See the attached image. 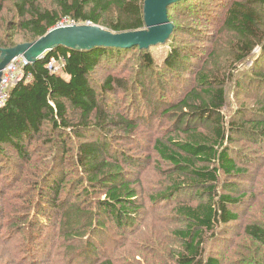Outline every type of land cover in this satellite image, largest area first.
Wrapping results in <instances>:
<instances>
[{"label": "rangeland", "instance_id": "1", "mask_svg": "<svg viewBox=\"0 0 264 264\" xmlns=\"http://www.w3.org/2000/svg\"><path fill=\"white\" fill-rule=\"evenodd\" d=\"M233 1L191 0L176 5L169 17L177 30L165 45L147 52L155 61L150 70L143 71L141 67L146 53L132 49L123 54L121 62L100 66L93 72L91 84L101 107L112 121L123 116L132 129L118 123L107 125L103 131L80 129L75 131L76 135H70L65 147L59 145L61 153L56 155L50 139L55 140L58 135L44 128L41 142L29 147L28 158L11 156L4 174L0 173V264H95L104 260L113 264H178L183 242L176 232L187 227L176 208L200 200L195 191L184 189L168 200L162 197L153 201L169 192L176 177L175 170L156 153L157 141L186 138L181 132L186 129V121L184 117L180 118L182 122L177 121L179 115L174 107L195 89L196 74L204 70H217L218 83L225 82L227 97L222 113L229 124L239 123L241 114L252 119V110L264 97L263 81L254 79L264 71L262 51L257 49L251 60L236 67L227 61L222 50L224 39L221 40L219 31ZM41 3L53 7V0ZM8 6L0 16L4 34L19 21L16 9ZM74 24L88 23L64 20L58 27ZM23 36L20 33L19 38ZM214 50L215 56L209 58ZM171 51L180 54L181 59H190L170 70L163 62ZM110 75L120 83L107 91ZM250 79L256 81L248 84ZM70 116L74 124L79 123V111L70 109ZM91 122L94 124V119ZM194 122L192 118L189 123ZM99 135L112 149L133 160L124 163L110 155L108 160L121 167L126 182L136 192L134 201L139 211L129 228H121L101 214L108 189L90 181L83 166L81 171L80 147L95 143ZM241 136L234 135L228 147L246 173L221 176L218 185L219 192L245 196L236 209L239 221L209 233L203 251L206 261L217 259L220 264H264V244L244 232L247 224L264 228V141L258 143ZM55 181L59 186L56 192L52 190ZM81 212L85 215L75 235L68 233L67 228L64 234L63 224ZM91 243L95 250L88 253Z\"/></svg>", "mask_w": 264, "mask_h": 264}, {"label": "trees", "instance_id": "2", "mask_svg": "<svg viewBox=\"0 0 264 264\" xmlns=\"http://www.w3.org/2000/svg\"><path fill=\"white\" fill-rule=\"evenodd\" d=\"M190 1L174 4L169 12L176 5H185ZM145 2L146 0H53V7L48 8L42 6L41 0H0V16L9 4L19 14V21L10 25L6 34L1 32L4 28H0V59L2 50L33 43L45 37L64 20L77 24L89 22L118 35L144 31ZM176 30L175 26L170 38ZM20 33L25 35L22 39L19 38ZM219 35L221 40L224 39L222 50L225 58L236 67L251 60L257 49L264 55V0L233 1L227 7ZM152 48L141 50L138 47H99L86 50L79 46L65 45L55 47L29 64L26 69L32 74V78L11 88L6 101L0 105V173L4 174L11 156L28 158L31 153L29 147L35 142H41L45 134L44 128L58 135L55 140L50 139L56 155L61 153L59 145L65 147L70 135H76L80 129L95 128L103 131L111 123L125 125L127 130L132 129L123 116H119V121H112V117L101 107L95 86L91 84V76L100 66L121 62L123 54L132 49L146 53L141 67L143 71L150 70L155 61L147 52ZM180 56L171 51L163 64L173 70L178 64L190 59L187 56H182L184 58L181 59ZM214 56L215 50L209 58ZM52 60L61 67L60 73L49 69ZM262 63L261 61L260 64ZM218 74L217 70L213 73L204 70L196 74L195 89L174 107L173 110L179 115L177 121L182 122V117L186 121V129L181 130L186 138H170L167 143L158 140L155 146L158 156L175 170L176 177L172 180L169 192L157 196L153 201L162 197L168 200L184 189L195 191L200 200L196 204L190 202L176 208L177 215L186 222L187 227L184 231L176 232L183 242L182 252L177 258L178 264H220L217 259L210 258L206 261L203 251L206 236L239 221L236 209L245 197L218 191L221 176L236 177L246 173L245 168L239 166L233 157L228 144L234 141V135L249 137L258 143L264 141V97L260 99L257 108L252 110V119H246L245 114H241L239 123L229 124L222 113L227 97L225 82L220 80L218 83ZM255 77L254 79H261L264 83V71ZM254 81L256 80L250 79L248 84ZM106 83L105 89L108 91L112 89L111 85H119L120 81L110 75ZM70 109L79 111V123H73ZM192 118L195 120L194 125L189 123ZM93 119L94 124L91 122ZM201 128L208 131H201ZM103 138V135H99V140L95 143L80 147L78 153L82 154L79 160L81 171L84 170L91 176L90 181L108 189L101 214L109 217L119 227L129 228L134 225L137 219L135 213L139 211L134 201L136 192L126 182L121 167L108 160L109 155L124 163L133 160L112 149ZM57 183H52V190L55 192L59 187ZM82 215L85 213L70 217L69 222L63 224L64 234L65 228L71 234L77 231ZM244 232L252 240L264 244L263 227L247 224ZM87 247L88 253L94 252L93 243ZM95 264L113 263L104 260Z\"/></svg>", "mask_w": 264, "mask_h": 264}, {"label": "water", "instance_id": "3", "mask_svg": "<svg viewBox=\"0 0 264 264\" xmlns=\"http://www.w3.org/2000/svg\"><path fill=\"white\" fill-rule=\"evenodd\" d=\"M182 1L185 0H146V30L137 33L118 35L93 24L84 26L74 24L70 27H56L50 30L45 37L33 43L2 50L0 84L3 72L11 62L24 58L29 64H32L58 46H79L86 50L99 47L123 49L138 47L141 50H147L165 44L175 29L169 18V9Z\"/></svg>", "mask_w": 264, "mask_h": 264}, {"label": "built area", "instance_id": "4", "mask_svg": "<svg viewBox=\"0 0 264 264\" xmlns=\"http://www.w3.org/2000/svg\"><path fill=\"white\" fill-rule=\"evenodd\" d=\"M88 24L90 23L88 22ZM28 65L29 63L24 58H19L11 62L4 70L0 84V105L6 101L11 88L20 82H26L32 78V74L26 69ZM48 67L55 73L61 72V67L58 66L55 60H52Z\"/></svg>", "mask_w": 264, "mask_h": 264}]
</instances>
